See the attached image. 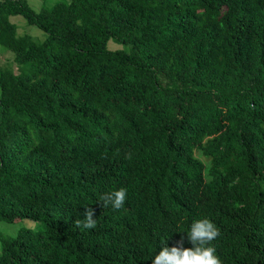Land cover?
Instances as JSON below:
<instances>
[{"label": "trees", "instance_id": "obj_1", "mask_svg": "<svg viewBox=\"0 0 264 264\" xmlns=\"http://www.w3.org/2000/svg\"><path fill=\"white\" fill-rule=\"evenodd\" d=\"M0 47V264H151L203 218L264 264V0H0Z\"/></svg>", "mask_w": 264, "mask_h": 264}, {"label": "clouds", "instance_id": "obj_2", "mask_svg": "<svg viewBox=\"0 0 264 264\" xmlns=\"http://www.w3.org/2000/svg\"><path fill=\"white\" fill-rule=\"evenodd\" d=\"M127 190L124 187L109 191L99 196L98 204L102 208L111 207L113 211H119L125 205ZM83 219L74 221L77 228L84 230L95 229L97 221L95 210L87 207L83 213ZM220 236L219 228L207 218L193 222L187 233V240L192 248H184V240L177 241L172 247L163 246L152 259L151 264H222L216 255V249L212 242Z\"/></svg>", "mask_w": 264, "mask_h": 264}, {"label": "rangeland", "instance_id": "obj_3", "mask_svg": "<svg viewBox=\"0 0 264 264\" xmlns=\"http://www.w3.org/2000/svg\"><path fill=\"white\" fill-rule=\"evenodd\" d=\"M61 0H26V2L30 5V7L35 11L39 12L42 8H50L54 6L56 3ZM12 22H14L18 27V34H25L32 36L35 41H43L45 38V33L42 32L34 25H28L25 19L22 16H13L10 18ZM110 43V42H109ZM108 43V44H109ZM112 49H118L119 46L110 43L109 45ZM1 50V47H0ZM11 59V55L7 51H0V63L3 64L5 61H9ZM22 223H13L7 224L5 222H0V234L2 235H16L18 229L23 226Z\"/></svg>", "mask_w": 264, "mask_h": 264}]
</instances>
